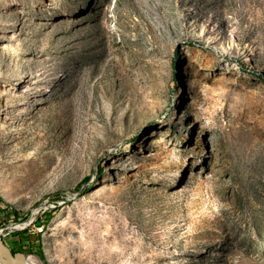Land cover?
<instances>
[{"label": "rangeland", "instance_id": "1", "mask_svg": "<svg viewBox=\"0 0 264 264\" xmlns=\"http://www.w3.org/2000/svg\"><path fill=\"white\" fill-rule=\"evenodd\" d=\"M4 3L15 258L39 236L47 264H264V0Z\"/></svg>", "mask_w": 264, "mask_h": 264}, {"label": "trees", "instance_id": "2", "mask_svg": "<svg viewBox=\"0 0 264 264\" xmlns=\"http://www.w3.org/2000/svg\"><path fill=\"white\" fill-rule=\"evenodd\" d=\"M1 201V199H0ZM52 212V211H51ZM48 213L47 214V218H46V222H48V220H50L51 216H52V213ZM13 213H14V216L17 218V213L13 210ZM37 225L40 224V222H36ZM22 233H26V231H23L21 233H18V235H21ZM27 242H30V239H26ZM37 252L35 253V255L44 263V264H47L46 260H45V257H44V254H43V250H42V246H41V242H40V238L39 236L37 237ZM10 250H11V253L13 255L15 254H24L26 253V250H24V247H23V240L22 239H19L18 241L14 242V243H11V246H10Z\"/></svg>", "mask_w": 264, "mask_h": 264}, {"label": "water", "instance_id": "3", "mask_svg": "<svg viewBox=\"0 0 264 264\" xmlns=\"http://www.w3.org/2000/svg\"><path fill=\"white\" fill-rule=\"evenodd\" d=\"M3 230H0V264H14L16 255L11 253L10 247L2 239Z\"/></svg>", "mask_w": 264, "mask_h": 264}, {"label": "bare ground", "instance_id": "4", "mask_svg": "<svg viewBox=\"0 0 264 264\" xmlns=\"http://www.w3.org/2000/svg\"><path fill=\"white\" fill-rule=\"evenodd\" d=\"M8 7H6L4 0H0V13L3 11H7ZM14 264H42L41 261L33 256V255H26L20 258H17L14 261Z\"/></svg>", "mask_w": 264, "mask_h": 264}]
</instances>
